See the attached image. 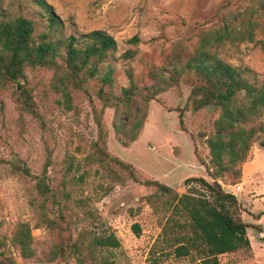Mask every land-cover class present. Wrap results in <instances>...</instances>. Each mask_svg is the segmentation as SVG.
Here are the masks:
<instances>
[{
  "label": "rangeland",
  "instance_id": "1",
  "mask_svg": "<svg viewBox=\"0 0 264 264\" xmlns=\"http://www.w3.org/2000/svg\"><path fill=\"white\" fill-rule=\"evenodd\" d=\"M46 1L62 21L58 37H80L94 30L111 34L118 43V52L101 70L108 64L115 69V94L120 95L122 87H130V75L138 90L129 108L117 112L104 106L99 80L72 91L67 102L54 87L52 70L27 69L28 87L38 105L39 119L21 114L10 93L0 90V237L7 242L6 249L18 264H78L73 255L53 263L24 260L18 250L10 247L19 223L32 227L40 259L57 241L47 228L37 226L38 214L32 204L39 198L37 177L48 165V184L57 194L56 201L52 198L48 202L50 216L59 218L62 210L65 223L71 226L67 233H72L74 239L81 232H89L88 240L93 234H115L121 246L100 252L114 264H151L155 258L159 264H209L196 251L177 258L174 248L163 240L165 207L149 199L156 195V188L129 179L121 184L118 176L123 174L114 163L108 167L118 176L94 162L97 144H101L97 119L107 133L104 149L133 165L142 180H158L179 195L187 193L185 180L190 177H205L212 182L196 149L209 163L210 149L204 136L214 130L219 113L212 108L194 111L192 88L182 80L149 103L145 97L152 87L167 85L170 71L198 51L202 37L227 28L232 34L225 36L223 43L213 36L208 50L233 66L249 68L259 85L264 83V0ZM19 16L35 23L39 37L49 29L47 14L32 0H0V22ZM134 37L139 39L137 45L130 43ZM127 51H135V57L124 59ZM181 110L185 130L179 122ZM143 119L144 127L139 130L137 124ZM116 126L120 127L119 133ZM244 127L259 131V139L242 166L243 175L245 164L251 162L245 179L242 176L241 183L231 185L232 178L227 176L220 183L238 198L254 247L221 255L220 264H264V115ZM136 132L138 140L128 143ZM14 164L26 166L31 175L18 171ZM101 184L114 188L104 195L99 190ZM65 194L70 198L66 199ZM82 201L86 202L83 207ZM134 225L139 226L140 235L134 232Z\"/></svg>",
  "mask_w": 264,
  "mask_h": 264
},
{
  "label": "trees",
  "instance_id": "2",
  "mask_svg": "<svg viewBox=\"0 0 264 264\" xmlns=\"http://www.w3.org/2000/svg\"><path fill=\"white\" fill-rule=\"evenodd\" d=\"M32 1L47 14L49 20L48 31L40 37L36 33L35 23L23 16L0 22V90L10 93L17 110L37 119L41 117L32 90L28 87L27 69L52 70L54 87L67 102L71 99L72 91L84 89L91 80H99L102 86L99 96L106 108H115L117 112L129 108L138 90L133 76L129 77L130 87H122L121 94L117 95L113 92L115 69L108 64L101 70V66L118 52L116 39L105 30H94L80 37H58V30L63 24L54 7L46 0ZM231 31L227 28L225 32L213 31L202 37L198 51L186 63L179 62V67L170 71L171 75L165 81L167 85L152 87L145 97L149 103L173 83L182 80L192 88L190 100L194 111L212 108L219 113L214 130L210 136H204L210 149V162H206L196 149L197 158L212 182L205 177H190L185 180L187 193L179 195L174 188L158 180H142L133 165L104 149L107 133L100 119L97 122L101 144H97L98 154L93 156L94 162L116 176L119 173L112 171L110 164L114 163L119 168L123 174L121 178L118 176L119 183L124 184L129 179L156 188V195L149 199L161 202L165 207L167 217L162 227L163 240L174 248L177 258L189 257L196 251L209 264H220L221 255L252 248L247 233L249 225L241 216L242 206L235 194L225 191L220 181L230 176L231 185L241 183L242 166L259 139L256 128L246 129L244 125L264 115V83L259 85L257 76L249 68L233 66L208 50L213 36L223 43L225 36L232 34ZM130 43L137 45L138 37H134ZM261 44L264 47V42ZM135 55V51H127L122 57L131 59ZM144 119L137 124L139 130L144 127ZM179 122L185 130L183 110L180 111ZM116 131L120 132L119 126H116ZM138 138L139 133L136 132L128 143ZM261 145L264 147V142ZM14 166L23 174L31 175L26 166ZM47 167L37 177L39 198L33 200L32 204L38 214L37 226L47 228L57 236V241L40 259L34 248L32 227L28 223H19L13 232L10 247L18 250L24 260L53 263L73 255L78 264H114L101 256L100 252L121 246L115 234H93L88 240L89 232H81L74 239L72 233H67L71 226L69 222L65 223L61 209L59 218L50 216L48 202L52 198L56 201L57 194L48 184ZM113 188L111 184L99 185L104 195ZM65 198L69 199L70 195L65 194ZM85 203L82 201L80 206L83 207ZM133 230L140 235L138 225H134ZM6 248L7 242L0 237V264H18ZM154 260L151 264H159L157 258Z\"/></svg>",
  "mask_w": 264,
  "mask_h": 264
},
{
  "label": "crops",
  "instance_id": "3",
  "mask_svg": "<svg viewBox=\"0 0 264 264\" xmlns=\"http://www.w3.org/2000/svg\"><path fill=\"white\" fill-rule=\"evenodd\" d=\"M251 162L245 164L244 168H243V179H245V176H246V172H247V168L248 166L250 165ZM251 242V241H250ZM253 247H254V243L252 242L251 244Z\"/></svg>",
  "mask_w": 264,
  "mask_h": 264
}]
</instances>
